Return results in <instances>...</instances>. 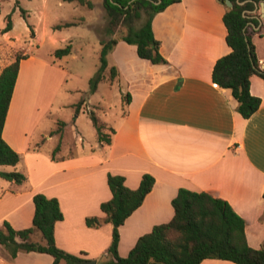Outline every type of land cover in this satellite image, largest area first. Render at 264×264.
Listing matches in <instances>:
<instances>
[{
    "label": "crops",
    "instance_id": "obj_1",
    "mask_svg": "<svg viewBox=\"0 0 264 264\" xmlns=\"http://www.w3.org/2000/svg\"><path fill=\"white\" fill-rule=\"evenodd\" d=\"M256 4L247 12V25L264 69V17ZM224 12L218 0L168 5L151 23L166 63L153 64L137 55L134 44L119 40L107 54L105 79L92 93L84 89L74 95L79 88L69 86L61 93L57 76L61 71L64 77L67 71L59 70L52 58L56 48L50 58L28 46L17 49L27 57L19 62L2 137L20 155L9 171L22 172L26 180L16 184L0 177V227L4 221L14 229L29 227L33 195L56 197L63 213L54 227L56 246L98 264L111 242L112 224L88 227L85 218L103 217L100 203L111 197L107 174L122 175L125 186L135 189L142 174L149 173L155 179L152 189L119 226L120 256H126L138 237L154 225L172 218L171 200L180 187L226 200L244 220L248 245L264 247V79L250 76V93L260 98V105L248 118L238 112L231 90L212 81L215 61L230 51ZM79 21L65 22L77 25ZM70 27L56 30L65 32ZM33 33L31 39H36L34 29ZM70 37L64 34L61 39ZM68 41L70 52L56 58L75 57ZM11 62L0 63V71ZM111 66L117 74L108 80ZM102 84L114 89L112 102L108 91L99 96ZM124 95L129 96L123 100ZM95 107L102 112L101 116L94 111L99 120L113 129L109 144L97 140L94 128L95 138L88 147L76 146L74 154H66L65 130H73L80 139L81 116ZM53 108L58 110L55 126L44 129L42 120ZM4 166L10 165H0V171ZM30 240L44 243L38 231ZM52 261L50 254L35 251H19L11 257L0 244V264ZM199 264L236 263L206 258Z\"/></svg>",
    "mask_w": 264,
    "mask_h": 264
},
{
    "label": "trees",
    "instance_id": "obj_2",
    "mask_svg": "<svg viewBox=\"0 0 264 264\" xmlns=\"http://www.w3.org/2000/svg\"><path fill=\"white\" fill-rule=\"evenodd\" d=\"M63 1H76L89 8L93 6L90 0ZM179 1L103 0L108 18L105 33L109 37L99 39L97 71L89 78L86 93L94 92L105 79L107 54L119 40L134 44L137 55L153 64L166 63V59L159 52V41L153 35L151 23L157 12ZM218 1L225 6L223 22L227 30L225 40L230 51L215 61L211 78L220 87L231 90L238 103V112L242 117L248 118L260 105V98L250 93V76L258 74L264 79V69L260 68L255 46L251 41L247 25L249 19L243 14L247 15V12L254 9L255 3L264 0H231L233 6L230 8L225 5V0ZM22 10L24 13L25 10ZM141 19V24L136 26V22ZM75 24L76 22H63L56 24L54 28L61 29ZM11 27V16L8 15L3 32ZM120 27L123 30L117 36L116 32ZM70 50L71 45L67 44L56 48L53 53L56 57H61ZM26 57L23 53L15 54L14 60L0 71V165L15 166L20 160L19 153L3 139L2 130L19 62ZM116 74V68L111 66L108 80H112ZM125 96L129 95H124L123 100ZM83 100L84 97L76 104V111ZM87 115L95 128L97 140L109 144L110 133L106 129L109 132H113V129L101 122L93 109L87 110ZM0 177L16 184H22L26 180L25 174L16 170L0 171ZM154 181L151 174L143 173L139 185L130 189L125 186L122 175L107 174L111 197L100 203L103 217L85 218L88 227H98L106 222L112 224L111 242L103 260L98 264H199L206 258L224 259L236 264H264V247L255 249L248 245L244 220L226 200L206 191H193L184 187H180L171 200L174 211L172 218L166 223L154 225L149 232L138 237L126 256H120L117 250L119 226L142 203ZM262 195L264 198V191ZM32 200L34 213L31 225L14 229L4 221L0 227V244L11 257H15L19 251H35L50 254L53 257L51 264H59L61 261L63 264H84L82 260L86 259L55 244V223L63 219L58 199L35 193ZM35 231L41 234L44 243L30 240Z\"/></svg>",
    "mask_w": 264,
    "mask_h": 264
},
{
    "label": "rangeland",
    "instance_id": "obj_3",
    "mask_svg": "<svg viewBox=\"0 0 264 264\" xmlns=\"http://www.w3.org/2000/svg\"><path fill=\"white\" fill-rule=\"evenodd\" d=\"M90 1L93 4L92 8L63 0H0V63L6 64L13 61L15 54L22 53V50H17L22 46L30 47L41 57L50 58L51 50L65 46L70 40L73 47L70 55H75L74 58L52 56L59 70L67 71L64 77L61 71L57 76V79L62 82L61 93L66 86L79 88L74 92V95L88 89L89 79L86 76L90 74L92 77L97 71L99 39L109 37L105 33L108 18L103 7V0ZM22 9L25 10L24 13ZM8 15L11 16L12 27L3 32ZM142 16L143 19L144 14ZM142 19L136 22V26L141 24ZM65 21H79V23L64 30L65 32L54 28L55 24ZM33 29L37 36L36 39H31V36L34 35ZM119 29L117 34L115 33L117 36L123 30L122 27ZM64 34L71 37L63 41L61 38ZM29 41H31L30 44ZM110 89L108 84H102L99 96L102 91H108V93L106 92L108 101L112 102L115 99L112 96L114 89L113 91ZM97 109V107L94 108L96 114L102 116L100 108ZM57 114L56 108H53L51 113H47L41 123L44 129L55 126ZM79 126L82 129L80 139L73 133V130H65L62 142L65 144L66 154H74L76 146L79 149L82 146L88 147L90 139L94 141V126L86 114L81 116ZM56 127L61 128L58 124ZM106 131L110 133L108 129ZM11 168V166L3 167L4 171H9Z\"/></svg>",
    "mask_w": 264,
    "mask_h": 264
},
{
    "label": "water",
    "instance_id": "obj_4",
    "mask_svg": "<svg viewBox=\"0 0 264 264\" xmlns=\"http://www.w3.org/2000/svg\"><path fill=\"white\" fill-rule=\"evenodd\" d=\"M225 5L230 8L233 6V3L231 2V0H225ZM259 5H260V14L262 17H264V1L259 2ZM255 6H257L256 3H255ZM243 15L247 16L245 14H243ZM263 68H264V66H263ZM82 263H84V264H95V260L94 259H86V260H82Z\"/></svg>",
    "mask_w": 264,
    "mask_h": 264
}]
</instances>
